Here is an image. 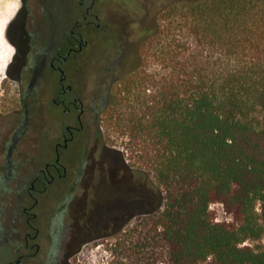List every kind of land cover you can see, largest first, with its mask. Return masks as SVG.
Segmentation results:
<instances>
[{
    "label": "trees",
    "instance_id": "16d2710c",
    "mask_svg": "<svg viewBox=\"0 0 264 264\" xmlns=\"http://www.w3.org/2000/svg\"><path fill=\"white\" fill-rule=\"evenodd\" d=\"M167 11L164 31L143 33L159 70L112 83L100 114L105 145L121 141L164 204L104 240L106 264H264V245L244 244L264 237V0H170ZM212 203L234 223L216 222Z\"/></svg>",
    "mask_w": 264,
    "mask_h": 264
},
{
    "label": "flooded vegetation",
    "instance_id": "af4514ba",
    "mask_svg": "<svg viewBox=\"0 0 264 264\" xmlns=\"http://www.w3.org/2000/svg\"><path fill=\"white\" fill-rule=\"evenodd\" d=\"M97 1L66 0L59 16L51 0H21L7 26L16 54L9 74L19 85L22 109L8 113L5 130L0 125V261L3 252L11 253L4 264L60 263L68 254L70 205L91 187L96 166L116 168L96 158V149L108 151L100 114L117 78L88 91L75 76L78 55L91 43L88 34L106 30ZM123 26L114 39L125 43Z\"/></svg>",
    "mask_w": 264,
    "mask_h": 264
},
{
    "label": "rangeland",
    "instance_id": "374dc122",
    "mask_svg": "<svg viewBox=\"0 0 264 264\" xmlns=\"http://www.w3.org/2000/svg\"><path fill=\"white\" fill-rule=\"evenodd\" d=\"M51 1L54 5L52 13L61 16L66 8V0ZM20 3L21 0H0V125L3 130L10 120L8 113L22 109L19 85L9 74L10 64L16 54L3 34L5 23L15 16ZM169 3L170 0H98L96 8L100 10V23L106 30L95 29L88 34L91 43L78 55L77 80L85 83L87 90L91 91L98 90L100 85L107 86L114 78H117L115 81L121 79L142 64L149 73L159 70V60L154 57L156 49L149 48L147 54L152 56H146L144 60L148 46L144 48L143 33L154 29L156 25L164 31L169 12H162V9ZM124 24L128 25L126 31L129 35L125 43L118 37L114 39V30ZM153 41L154 46H158V38ZM123 48L125 57L112 65ZM108 97L106 100H109ZM102 143L105 146L103 138ZM108 143L113 148L105 146L108 151L103 152L99 146L96 158L103 156L116 168L101 169L96 166L92 170L93 179L89 182L91 187L84 196V189L78 192L82 194L81 198L76 195L66 218L69 227L68 254L60 255L58 264H106V245L103 244L106 238L135 222L143 214L163 208V194L153 178L127 166L122 155L116 152L124 149L121 141L112 138ZM210 211L216 222L234 223L233 215L227 212L223 204L212 203ZM244 244L264 245V237L259 242L247 241ZM1 257L2 261L8 260L11 258L10 251L3 252ZM2 261L0 264H4Z\"/></svg>",
    "mask_w": 264,
    "mask_h": 264
},
{
    "label": "crops",
    "instance_id": "0c3cea01",
    "mask_svg": "<svg viewBox=\"0 0 264 264\" xmlns=\"http://www.w3.org/2000/svg\"><path fill=\"white\" fill-rule=\"evenodd\" d=\"M20 6H21V3H20ZM20 6H19V8H18V10L20 9ZM18 10H17V12H18ZM17 12H16V14H17ZM15 14V15H16ZM14 18V17H13ZM12 18V19H13ZM12 19L11 20H9L7 23H5V25H4V27H3V34H4V37L7 39V37H6V29H7V26H8V24L12 21ZM8 40V39H7ZM10 47H11V45H10ZM157 186V185H156ZM158 188V187H157Z\"/></svg>",
    "mask_w": 264,
    "mask_h": 264
},
{
    "label": "bare ground",
    "instance_id": "6f19581e",
    "mask_svg": "<svg viewBox=\"0 0 264 264\" xmlns=\"http://www.w3.org/2000/svg\"><path fill=\"white\" fill-rule=\"evenodd\" d=\"M101 169H103V168H101ZM108 169V168H107ZM107 171V173H108V170H106ZM109 174L111 175V172H109ZM105 175H106V173H105ZM109 176V175H108ZM105 177H107V176H105ZM104 176H103V178H105ZM102 178V177H101ZM107 179V178H106ZM133 179V178H132ZM104 180V179H103ZM136 180V179H135ZM99 181V180H98ZM100 182H102V181H100ZM103 182H105V180L103 181ZM100 184V183H99ZM99 184H98V186H99ZM102 187V186H101ZM103 188V187H102ZM98 191H99V189H98ZM105 196H106V194H105Z\"/></svg>",
    "mask_w": 264,
    "mask_h": 264
}]
</instances>
